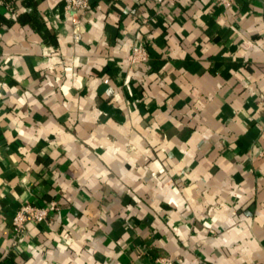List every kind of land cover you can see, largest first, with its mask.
<instances>
[{"label":"crops","instance_id":"obj_1","mask_svg":"<svg viewBox=\"0 0 264 264\" xmlns=\"http://www.w3.org/2000/svg\"><path fill=\"white\" fill-rule=\"evenodd\" d=\"M89 2L0 0V264H264V0Z\"/></svg>","mask_w":264,"mask_h":264},{"label":"built area","instance_id":"obj_2","mask_svg":"<svg viewBox=\"0 0 264 264\" xmlns=\"http://www.w3.org/2000/svg\"><path fill=\"white\" fill-rule=\"evenodd\" d=\"M90 9L89 0H64V10L67 15L70 14H85ZM16 13H14L15 15ZM74 38L79 40L81 38V21L76 19L73 22ZM148 59V52L142 47H136L133 54L129 57L131 64H138ZM58 210L56 202H52L48 206H37L33 204H26L22 206L13 220V224L17 234H23L26 230V225L29 222L39 224L46 223L50 217L51 212ZM157 264H174V260L170 257H162Z\"/></svg>","mask_w":264,"mask_h":264},{"label":"trees","instance_id":"obj_3","mask_svg":"<svg viewBox=\"0 0 264 264\" xmlns=\"http://www.w3.org/2000/svg\"><path fill=\"white\" fill-rule=\"evenodd\" d=\"M30 21H32V20H30ZM36 21V20H35Z\"/></svg>","mask_w":264,"mask_h":264}]
</instances>
